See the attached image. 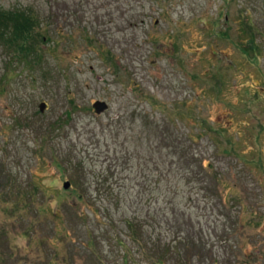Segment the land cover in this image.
Here are the masks:
<instances>
[{
  "label": "rangeland",
  "instance_id": "374dc122",
  "mask_svg": "<svg viewBox=\"0 0 264 264\" xmlns=\"http://www.w3.org/2000/svg\"><path fill=\"white\" fill-rule=\"evenodd\" d=\"M0 10L39 22L0 46V264H264V0Z\"/></svg>",
  "mask_w": 264,
  "mask_h": 264
},
{
  "label": "trees",
  "instance_id": "16d2710c",
  "mask_svg": "<svg viewBox=\"0 0 264 264\" xmlns=\"http://www.w3.org/2000/svg\"><path fill=\"white\" fill-rule=\"evenodd\" d=\"M227 21V20H226ZM38 19L29 12H24L20 10H0V46L3 50L9 52V60L14 63L26 64L32 66V59L37 57V49H35L36 38L35 32L36 27H38ZM246 26H250L248 23ZM41 41L44 40L43 36H40ZM258 46L255 44V41L249 36L248 40L244 42H239V48L246 53L256 52ZM3 82V81H2ZM169 149V146H165ZM174 153L176 149L174 148ZM173 154V153H172ZM138 217L135 215L130 218H125V224L129 236L136 242L140 241L139 236H143L142 231L139 233L136 230ZM147 225L146 227H148ZM182 225L178 226V229L183 228ZM145 228V226H143ZM143 228V230H144ZM180 231V230H179ZM141 236V237H142ZM184 241L179 240L181 248H185ZM153 247L155 244L152 242ZM188 247V246H187ZM147 248L146 242L144 243V249ZM166 250V249H165ZM152 253L150 256L153 257L155 254V247L150 250ZM167 251H163L161 254L162 257L166 255ZM157 259V256L153 257V260ZM155 262V261H154Z\"/></svg>",
  "mask_w": 264,
  "mask_h": 264
},
{
  "label": "water",
  "instance_id": "95a60500",
  "mask_svg": "<svg viewBox=\"0 0 264 264\" xmlns=\"http://www.w3.org/2000/svg\"><path fill=\"white\" fill-rule=\"evenodd\" d=\"M107 104L103 101H95L93 104H92V109L94 111V113L96 115H100L102 114L103 112H105L107 110ZM46 109V104L44 102H41L39 103L38 105V111L40 113H43ZM63 189H67L69 187V183L65 182L63 183Z\"/></svg>",
  "mask_w": 264,
  "mask_h": 264
}]
</instances>
